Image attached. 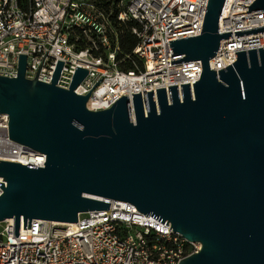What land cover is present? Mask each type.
Listing matches in <instances>:
<instances>
[{
  "label": "water",
  "instance_id": "water-1",
  "mask_svg": "<svg viewBox=\"0 0 264 264\" xmlns=\"http://www.w3.org/2000/svg\"><path fill=\"white\" fill-rule=\"evenodd\" d=\"M224 0H208L201 34L169 41L171 64L200 60L198 81L132 94L109 108L90 110L92 89H74L88 71L76 67L68 88L25 77L18 55L15 77L0 75V113L8 137L45 156L43 166L0 160V223L14 219V235L32 219L75 223L78 214L108 209L107 198L128 202L158 225L201 248L178 264H264V47L235 52L216 71L208 60L222 39ZM248 11L264 10L255 0ZM264 32V26L235 31ZM47 54V53H46ZM44 60V59H43ZM43 62V61H42ZM146 112H143V106ZM167 223L164 226L167 227ZM164 228V227H163Z\"/></svg>",
  "mask_w": 264,
  "mask_h": 264
},
{
  "label": "built area",
  "instance_id": "built-area-1",
  "mask_svg": "<svg viewBox=\"0 0 264 264\" xmlns=\"http://www.w3.org/2000/svg\"><path fill=\"white\" fill-rule=\"evenodd\" d=\"M255 0H224L218 19L222 39L209 69L218 72L236 60L235 52L264 47V32L236 36L238 30L264 26V10L248 11ZM208 0H0V75L15 77L19 54H25V77L50 83L58 60L64 62L57 85L68 88L76 67L88 71L74 89L86 95L90 110L109 108L132 94L198 81L200 60L171 64L169 41L201 34ZM134 22L137 44L131 53L120 49L122 24ZM47 53V54H46ZM134 57L132 67L123 68ZM44 59V60H43ZM43 61V62H42ZM8 116L0 113V160L43 166L45 156L8 137ZM0 177V182H5ZM2 189L0 188V194ZM108 209L78 214L67 224L32 219L30 231L23 219L14 235V219L1 222L0 264H178L197 253L201 244L190 242L137 211L131 203L102 197ZM167 223V227L164 226ZM164 227V228H163Z\"/></svg>",
  "mask_w": 264,
  "mask_h": 264
},
{
  "label": "trees",
  "instance_id": "trees-1",
  "mask_svg": "<svg viewBox=\"0 0 264 264\" xmlns=\"http://www.w3.org/2000/svg\"><path fill=\"white\" fill-rule=\"evenodd\" d=\"M136 24L134 22H127L125 24H122L120 27L119 32V43H120V49L122 53L129 54L131 53V50L134 48V46L137 44L136 37L131 33V27L135 26ZM134 57H131L130 59L126 60L124 64L122 65L123 68L129 69L132 67V60H134Z\"/></svg>",
  "mask_w": 264,
  "mask_h": 264
},
{
  "label": "bare ground",
  "instance_id": "bare-ground-1",
  "mask_svg": "<svg viewBox=\"0 0 264 264\" xmlns=\"http://www.w3.org/2000/svg\"><path fill=\"white\" fill-rule=\"evenodd\" d=\"M142 106H143V112H146V107H145V105L143 104ZM133 113H134V112H133Z\"/></svg>",
  "mask_w": 264,
  "mask_h": 264
},
{
  "label": "rangeland",
  "instance_id": "rangeland-1",
  "mask_svg": "<svg viewBox=\"0 0 264 264\" xmlns=\"http://www.w3.org/2000/svg\"><path fill=\"white\" fill-rule=\"evenodd\" d=\"M2 225H3V224H2V223H0V229L2 228Z\"/></svg>",
  "mask_w": 264,
  "mask_h": 264
}]
</instances>
